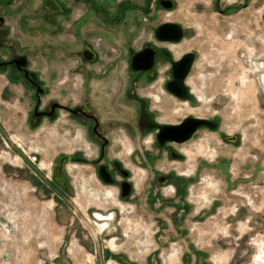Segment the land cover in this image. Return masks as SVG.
I'll return each instance as SVG.
<instances>
[{"label": "rangeland", "instance_id": "374dc122", "mask_svg": "<svg viewBox=\"0 0 264 264\" xmlns=\"http://www.w3.org/2000/svg\"><path fill=\"white\" fill-rule=\"evenodd\" d=\"M47 1L15 0L22 3L21 14L1 13L12 30L0 63L24 61L25 78L0 65V264H264V89L254 68L258 62L264 72V0H172L171 10L159 0H97L114 14L115 5L126 2L123 14L146 20L149 35L164 21L184 27L187 35L171 57L196 51L188 78L196 98L194 107H173L170 119L195 113L217 122L216 129L177 147L181 159L156 154L140 167L130 161L127 142L118 156L135 186L136 203L121 200L117 184L101 182L92 165L73 159L94 157L84 128L70 127L62 115L52 123L36 118L47 111V28L37 30L47 26ZM20 17L34 30L29 35L12 23ZM55 54L52 64H76L72 54L63 63ZM62 74L56 71L52 81ZM68 75L78 86L80 74ZM164 80L160 73L153 82L159 91H153L155 103L165 97L159 88ZM55 92L52 86L49 96ZM147 140L150 146L154 137ZM182 172L192 179L182 199L158 207L150 194L155 173L175 179ZM171 188L165 198L174 195ZM112 213L108 231L101 229L93 215Z\"/></svg>", "mask_w": 264, "mask_h": 264}, {"label": "flooded vegetation", "instance_id": "af4514ba", "mask_svg": "<svg viewBox=\"0 0 264 264\" xmlns=\"http://www.w3.org/2000/svg\"><path fill=\"white\" fill-rule=\"evenodd\" d=\"M14 1L0 0V49L4 47L2 44L6 35L12 30L10 22H6L5 16H2L1 13L6 11L21 14L22 11L20 8L22 3L18 6V4H14ZM47 2V7L51 9L46 20L47 26L44 29L37 28L40 32L47 28V31L45 30L47 32L45 35V39H47L46 48L49 56L46 74L47 111L37 112L36 118L46 116L47 121L52 123L62 115L69 121L70 127L77 125L84 128L86 138L95 148L94 157L85 159L87 156L83 155L73 159L92 165L101 182L109 185L117 184L120 188L118 195H120L121 200L132 198L136 203L138 200L134 198L135 186L131 181L132 179L128 178L129 172L125 171L126 167L118 156L127 142H131L132 147L131 152L128 153L131 154L129 156L130 161L141 167L145 165V162H148V156L153 157L156 154L163 158V154L167 153L168 156L172 155L175 159H181L180 156L175 155V151L181 153L177 147L191 143L197 134L212 129L209 126L198 127L188 141L181 143L173 140L160 143L158 139V134H162L161 129L167 125L179 126L185 119L199 117L195 113H189L187 116L180 115L179 120H172L169 116L172 113V108L182 105L183 102L190 108L191 106L194 107L195 101L193 99L196 97L190 96L193 92L190 90L188 82L191 69L184 80L188 89L187 97L179 98L176 94L171 93L167 87V83L173 81V64L189 53L193 54L195 60L196 51L181 53L177 58L172 59L173 49H177L178 44L184 41L187 32L185 31L184 36L177 41H160L156 37L155 29L167 21L156 28L154 27L149 35L145 27L146 20L142 17L132 19L123 14L126 2L115 5V14L109 10L106 11L105 4L97 0L94 2L88 0H48ZM83 2L86 5H83L84 8L80 14L75 15V18L71 17L70 14L74 13V9L78 10L76 5L84 4ZM13 20L14 18L12 19V23H15L14 26H18L25 35H29L30 30H33L32 27L29 28L28 23L23 22L22 17ZM38 25L41 26V23ZM55 30L59 35L55 34ZM148 35L150 36L149 39ZM142 52H145L143 56ZM53 54H55L54 56L59 55L57 60L59 59L58 61L61 63L69 54H72L77 59L76 64H66L62 67L58 63L52 64L51 57ZM148 54L152 55V58ZM8 60L13 61L12 57ZM10 61H2L0 65L11 69L14 67L19 73L23 71L21 68L25 63L24 61L9 63ZM257 63L254 62L255 72L261 73L263 66ZM71 65L74 67L70 68ZM161 67H165V69L160 70ZM59 70H63L62 79L58 82V79L52 81L54 78L56 79L54 74ZM70 71L80 74L78 86L76 84L78 81H73L75 80L73 75L71 77L68 75ZM160 73L165 77L159 87L161 94L165 97L159 98L155 103L153 91H158V88L153 85V82L158 79ZM21 74L25 78V73ZM116 75H119L117 81L115 80ZM30 80L33 86H36L33 79ZM52 86L57 88L58 92H55V96L50 97ZM74 86L76 87L74 88ZM167 98H170V104L167 103ZM199 119L210 120L214 123L213 129L217 128V122L213 118L199 117ZM151 136L154 137V141L150 146H147V138H151ZM221 136H223L224 141L229 142L223 134ZM230 142L235 141L231 138ZM153 162L150 161V164ZM118 173L122 176L120 180L117 177ZM185 175L186 173L183 172L177 173V178L174 179L170 174L160 176L155 173L151 184L152 193L150 194L158 201V207L165 209L166 206H177L175 204L176 199H182L187 184L192 181V179L185 178ZM177 181H182L183 184H177ZM169 187L173 188L171 191L174 195L165 198L164 191L168 190ZM183 205L186 203L184 202ZM187 209L190 210L191 206ZM93 216L98 226L105 231H108L111 222L114 220V213L109 215L95 214ZM169 218L174 219L173 213L169 215ZM160 226L163 229L165 227L164 222H161ZM171 226L175 227L178 233L182 231V228L175 222ZM171 238H173L172 234L169 239Z\"/></svg>", "mask_w": 264, "mask_h": 264}, {"label": "water", "instance_id": "95a60500", "mask_svg": "<svg viewBox=\"0 0 264 264\" xmlns=\"http://www.w3.org/2000/svg\"><path fill=\"white\" fill-rule=\"evenodd\" d=\"M162 1L163 0L158 1L159 5L162 3ZM161 6L171 10L174 6V3L172 0H165ZM184 32L185 29L180 23L169 21L164 22L155 29L156 37L160 41H177L184 36ZM145 52H142V56L145 54ZM148 55L152 58V55ZM192 55L193 54L189 53L178 60V62L173 64V81L167 83V87L171 93L176 94L179 98L188 96V89L184 80L187 77L190 69L192 70L194 63ZM151 58H149V60H151ZM203 126L214 128V123L210 120L199 119V117L185 119L179 126L167 125V127L162 128V134H158V139L160 140V143H164L168 140H173L177 143H181L186 140L188 141L195 133L197 128Z\"/></svg>", "mask_w": 264, "mask_h": 264}, {"label": "bare ground", "instance_id": "6f19581e", "mask_svg": "<svg viewBox=\"0 0 264 264\" xmlns=\"http://www.w3.org/2000/svg\"><path fill=\"white\" fill-rule=\"evenodd\" d=\"M262 70H261V73L263 72ZM261 73H258L259 74L258 77H259V80H260L259 81L260 82V85L264 89V75H261Z\"/></svg>", "mask_w": 264, "mask_h": 264}, {"label": "built area", "instance_id": "2783aa9c", "mask_svg": "<svg viewBox=\"0 0 264 264\" xmlns=\"http://www.w3.org/2000/svg\"><path fill=\"white\" fill-rule=\"evenodd\" d=\"M261 75H264V72H262Z\"/></svg>", "mask_w": 264, "mask_h": 264}]
</instances>
